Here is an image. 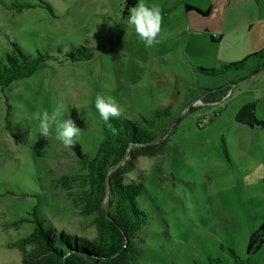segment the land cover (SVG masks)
Returning a JSON list of instances; mask_svg holds the SVG:
<instances>
[{
    "label": "rangeland",
    "instance_id": "374dc122",
    "mask_svg": "<svg viewBox=\"0 0 264 264\" xmlns=\"http://www.w3.org/2000/svg\"><path fill=\"white\" fill-rule=\"evenodd\" d=\"M126 1L0 0V59L10 41L44 58L34 74L0 88V264H21L16 244L34 230V212L58 230L97 236L95 216L81 215L63 187L70 183L77 198L81 185L72 179L87 171L55 127L46 139L32 120L44 110L72 119L81 129L76 142L94 156L103 138L97 94L132 120L172 109L156 124L160 153L140 156L128 175L142 183L149 215L134 264H264V244L247 253L264 222V129L237 121L245 105L264 117V70H199H222L223 44L211 39L220 36L219 3L211 13L209 0H144L163 17L160 43L145 48ZM79 47L90 52L72 60Z\"/></svg>",
    "mask_w": 264,
    "mask_h": 264
},
{
    "label": "trees",
    "instance_id": "16d2710c",
    "mask_svg": "<svg viewBox=\"0 0 264 264\" xmlns=\"http://www.w3.org/2000/svg\"><path fill=\"white\" fill-rule=\"evenodd\" d=\"M138 3L139 0H127L126 12ZM186 10L204 15L209 13L190 5L186 6ZM211 39L217 42L215 36ZM10 43L12 50L0 59V88L3 89L18 79L34 74L44 59L41 55L32 57L14 41ZM87 51L90 52L88 48L79 47L70 52L69 57L79 60ZM84 57L91 58L92 53ZM245 69H250L251 76L264 70V48L241 62L222 63V70L199 68L208 75ZM171 110L168 106L154 111L142 121L122 116L108 122L103 120V138L94 156L84 153L75 142L72 147L76 158L87 173L72 179L81 185L77 198L72 196L73 186L70 183H63V187L74 205L81 207V215L95 216L97 236L90 239L58 230L34 212V230L16 244L23 253L21 264H134L140 255L135 240L148 224L149 215L140 205L142 183L130 179L128 175L135 169L140 156L154 157L160 153L165 141H160L156 124L171 115ZM237 121L264 129V117L256 115L254 105L243 106ZM106 196H109L107 206L104 205ZM263 244L264 222L251 235L247 253H257ZM231 253L236 256L234 250Z\"/></svg>",
    "mask_w": 264,
    "mask_h": 264
},
{
    "label": "clouds",
    "instance_id": "9594fccd",
    "mask_svg": "<svg viewBox=\"0 0 264 264\" xmlns=\"http://www.w3.org/2000/svg\"><path fill=\"white\" fill-rule=\"evenodd\" d=\"M162 22V10L155 4L149 6L144 0H139V3L130 9L128 24L134 28L145 48H152L160 43L158 37L162 32ZM95 108L105 122L119 119L122 115V109L115 99L112 97L105 99L102 94L96 95ZM59 116V112L44 110L34 113L32 120L36 122L40 136L48 139L55 127V138L65 148H71L77 141L81 129L70 118L61 122Z\"/></svg>",
    "mask_w": 264,
    "mask_h": 264
},
{
    "label": "crops",
    "instance_id": "0c3cea01",
    "mask_svg": "<svg viewBox=\"0 0 264 264\" xmlns=\"http://www.w3.org/2000/svg\"><path fill=\"white\" fill-rule=\"evenodd\" d=\"M264 0H209L208 10L212 13L215 4L221 8L218 14L217 40L223 44L221 63L238 57H246L264 48ZM263 4V5H262ZM249 6V9H245ZM196 7V6H195ZM204 9L202 6H198ZM240 18V19H239Z\"/></svg>",
    "mask_w": 264,
    "mask_h": 264
}]
</instances>
